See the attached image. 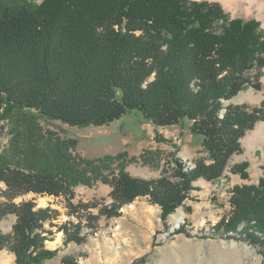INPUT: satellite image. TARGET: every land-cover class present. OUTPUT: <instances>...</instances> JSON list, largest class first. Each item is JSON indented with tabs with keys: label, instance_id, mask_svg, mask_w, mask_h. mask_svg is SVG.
<instances>
[{
	"label": "trees",
	"instance_id": "16d2710c",
	"mask_svg": "<svg viewBox=\"0 0 264 264\" xmlns=\"http://www.w3.org/2000/svg\"><path fill=\"white\" fill-rule=\"evenodd\" d=\"M263 66L261 22L233 18L217 1L0 0V120L21 111L71 126H103L140 110L156 126L190 121L211 160H196L180 182L132 176L122 163L110 180L112 201L98 215L90 211L96 203H74L70 182L58 174L61 162L0 166V222L17 215L10 231L0 230V252L14 254V264H42L60 250L48 246L58 233L65 246L83 244L100 216H120L139 197L159 205L165 221L198 178L214 181L228 170L250 180L249 163L229 164L243 151L241 139L264 121V103L223 101L248 85L262 89L261 72L251 73ZM38 152L29 164L39 161ZM30 192L65 196L70 218L60 221L59 209L34 199L14 201ZM231 203L215 229L264 244V174L258 184L236 185ZM61 264H80L79 256Z\"/></svg>",
	"mask_w": 264,
	"mask_h": 264
},
{
	"label": "rangeland",
	"instance_id": "374dc122",
	"mask_svg": "<svg viewBox=\"0 0 264 264\" xmlns=\"http://www.w3.org/2000/svg\"><path fill=\"white\" fill-rule=\"evenodd\" d=\"M211 1L220 2L233 18H254L264 28V10L261 12L250 0H237L234 5L224 4L222 0ZM258 71L261 72L262 89L248 85L236 96L224 100L225 105L264 103V66L254 69L251 75ZM12 115L0 120V166L25 168L28 165L43 167L44 164L53 167L61 162L63 167L58 168L63 171L58 174L70 182L74 203H96L97 206L90 211L97 215L102 205L112 201L113 185L110 180L118 175L122 163L132 176L144 173L180 182V174L196 167V160L211 162L204 146L198 149L195 159L185 158L181 146L186 143L187 133L181 128L177 135L173 134L177 139L170 140L159 133L152 136L150 128L144 130L142 127V123L148 120L140 110L128 112L108 125L86 127L71 126L60 120L38 119L21 111ZM171 130L173 128H169ZM197 136L203 140L201 135ZM121 138L128 140L127 147L120 145ZM74 139L77 140L75 147ZM190 139L192 143L199 144L200 140L195 136H190ZM160 142H167L168 146ZM241 143L242 153L234 154L229 166L249 163L250 180L245 181L239 174L232 175L228 170L214 181L198 178L192 183L189 197L165 221L161 218L159 205L140 199L126 205L120 216H100L96 231L90 229L83 244L72 242L65 246L63 233H58L48 246L60 250L42 264H61L63 257L70 254L79 256L80 264H264V244L251 241L247 234L240 231L225 233L214 227L223 215L230 214L234 187L244 182L258 184L264 174V121L257 122ZM34 151H40L39 161L29 164ZM122 152L121 159L111 161L106 158L107 155L117 156ZM0 187L4 184L0 183ZM28 199H34L39 206L50 205L59 209L62 222L70 218L63 195L30 192L14 201L18 203ZM181 213L184 214L183 219L177 222ZM16 221L17 215L9 214L0 222V230L10 231ZM14 260V254L8 250L0 253V264H14Z\"/></svg>",
	"mask_w": 264,
	"mask_h": 264
},
{
	"label": "crops",
	"instance_id": "0c3cea01",
	"mask_svg": "<svg viewBox=\"0 0 264 264\" xmlns=\"http://www.w3.org/2000/svg\"><path fill=\"white\" fill-rule=\"evenodd\" d=\"M211 1V0H210ZM146 121V120H145ZM188 124H191V122L190 121H186L184 124H182V125H171V126H156V125H154L152 122H150V121H147L146 123H142V127H143V129L145 130L146 129V127L147 128H150L151 130H152V136H156V133H159V134H163V136L164 137H166V138H168V139H170V140H173V139H177L176 137H174L173 136V134H176L177 135V131L178 130H180V128H181V130L182 131H184L185 133H187L186 135H187V139L185 140V142L186 143H183L182 144V150L181 151H184V153L186 154V155H184L185 156V158H188V159H192L193 160V158L195 159V156H197V154H196V152L198 151V149L200 148H203V144H202V139H200V138H198V136L197 135H192V133H191V131H190V129H189V125ZM187 125V126H186ZM169 128H173V131L171 130V131H169ZM178 128V129H177ZM147 130V129H146ZM172 132V133H171ZM190 136H192V137H196L198 140H200L199 141V144H196V143H192V140L190 139ZM184 140V139H183ZM180 141H182V139L180 138ZM161 143V142H160ZM169 144H171L170 143V141L168 142ZM122 144V147L123 146H125V147H127V144H128V140L126 139V138H121V142H120V145ZM161 144H164V146L165 147H167L168 145H166L167 144V142H166V144L165 143H161ZM202 145V146H201ZM122 147H119L120 149H122ZM118 148V151H120V149ZM199 149V150H200ZM117 151V152H118ZM89 153H90V150H89ZM206 153V152H205ZM86 154H84V156H85ZM232 175H234V174H232ZM134 176H136V177H142V178H157V177H159V176H156V177H151V176H149V175H146V174H144V173H136V174H134ZM236 176H238V175H236ZM251 178H252V174H251ZM204 180V179H203ZM201 185H203V184H201ZM205 186V185H204ZM140 199H145V200H148L149 202H150V200H149V198L148 197H139L138 199H136L133 203H136L137 201H139ZM132 203V204H133ZM131 205V204H130ZM1 253V252H0Z\"/></svg>",
	"mask_w": 264,
	"mask_h": 264
},
{
	"label": "bare ground",
	"instance_id": "6f19581e",
	"mask_svg": "<svg viewBox=\"0 0 264 264\" xmlns=\"http://www.w3.org/2000/svg\"><path fill=\"white\" fill-rule=\"evenodd\" d=\"M222 1H223L224 4H228L229 3L230 5H234L237 0H222ZM250 1H251V3L256 4L259 7L260 11L263 12V10H264V1H262V0H250ZM183 215H184L183 213L180 214V216L177 219L178 220L177 222H180L183 219ZM59 234H62V232H60Z\"/></svg>",
	"mask_w": 264,
	"mask_h": 264
}]
</instances>
